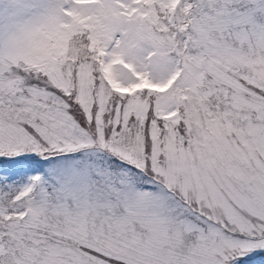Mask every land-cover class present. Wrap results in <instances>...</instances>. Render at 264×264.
<instances>
[{
  "label": "snow or ice",
  "instance_id": "snow-or-ice-1",
  "mask_svg": "<svg viewBox=\"0 0 264 264\" xmlns=\"http://www.w3.org/2000/svg\"><path fill=\"white\" fill-rule=\"evenodd\" d=\"M0 264H264V0H0Z\"/></svg>",
  "mask_w": 264,
  "mask_h": 264
}]
</instances>
